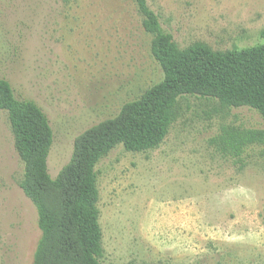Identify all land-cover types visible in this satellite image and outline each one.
I'll use <instances>...</instances> for the list:
<instances>
[{
	"label": "rangeland",
	"instance_id": "rangeland-1",
	"mask_svg": "<svg viewBox=\"0 0 264 264\" xmlns=\"http://www.w3.org/2000/svg\"><path fill=\"white\" fill-rule=\"evenodd\" d=\"M179 48L264 43V0H147ZM133 0H0V78L48 117V172L69 161L74 138L160 81ZM161 144L115 146L96 169L103 264H264V145L239 158L211 140L222 125L264 129L249 107L178 98ZM24 165L0 109V264H32L40 238L21 189Z\"/></svg>",
	"mask_w": 264,
	"mask_h": 264
},
{
	"label": "trees",
	"instance_id": "trees-1",
	"mask_svg": "<svg viewBox=\"0 0 264 264\" xmlns=\"http://www.w3.org/2000/svg\"><path fill=\"white\" fill-rule=\"evenodd\" d=\"M133 1L163 76L117 114L77 135L69 161L55 177L47 166L53 143L48 117L33 100L17 99L11 84L0 78V109L8 114L24 165L21 189L36 208L41 232L32 264H103L95 167L119 144L133 152L158 147L176 118L178 98L197 95L222 107L246 106L264 119V43L214 50L196 41L182 49L147 0ZM211 142L239 158L247 147L264 145V129L222 125Z\"/></svg>",
	"mask_w": 264,
	"mask_h": 264
}]
</instances>
